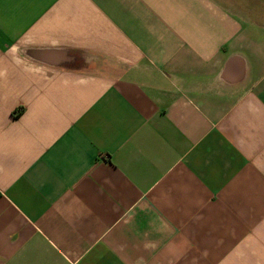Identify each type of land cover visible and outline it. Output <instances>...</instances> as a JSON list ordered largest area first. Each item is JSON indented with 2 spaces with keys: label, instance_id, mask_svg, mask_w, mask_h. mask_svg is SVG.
<instances>
[{
  "label": "crops",
  "instance_id": "obj_1",
  "mask_svg": "<svg viewBox=\"0 0 264 264\" xmlns=\"http://www.w3.org/2000/svg\"><path fill=\"white\" fill-rule=\"evenodd\" d=\"M0 264H264V0H0Z\"/></svg>",
  "mask_w": 264,
  "mask_h": 264
}]
</instances>
